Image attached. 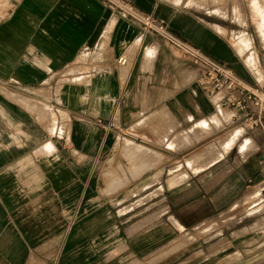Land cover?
<instances>
[{
    "label": "crops",
    "instance_id": "crops-1",
    "mask_svg": "<svg viewBox=\"0 0 264 264\" xmlns=\"http://www.w3.org/2000/svg\"><path fill=\"white\" fill-rule=\"evenodd\" d=\"M132 3L245 84L264 83V70L252 72L239 56L246 49L237 53L197 15L165 0ZM82 52L88 70L67 71ZM205 68L105 0H17L0 17V264H173L171 220L207 231L264 182V137L250 134L240 151L257 156L231 145L214 161L192 158L204 166L170 186L162 149L154 172L155 127L163 144L171 118L182 127L187 115H221L197 84ZM220 111L232 125V111ZM136 149L124 177L117 162ZM194 250L193 263L177 264H234L228 247Z\"/></svg>",
    "mask_w": 264,
    "mask_h": 264
},
{
    "label": "rangeland",
    "instance_id": "rangeland-1",
    "mask_svg": "<svg viewBox=\"0 0 264 264\" xmlns=\"http://www.w3.org/2000/svg\"><path fill=\"white\" fill-rule=\"evenodd\" d=\"M16 1L0 0V17L6 15ZM165 1L173 4L176 8L197 15L207 25L223 34L237 53L246 49L243 54L239 53V56H242L244 63L252 72L264 70V38H262L264 36V0ZM251 55L255 65L249 63ZM73 70L78 73L88 70L86 52H82L76 63L67 71L72 72ZM66 79L69 77H62V80ZM260 86L264 91V83L260 82ZM219 112L221 115H209L202 118L208 122L206 129L202 130L196 126V123L202 119L193 120L187 115L184 120L185 125L177 127L176 120L171 118L170 125L167 127L170 139L163 144L160 141L161 137H167L160 134L159 139L160 130L154 128L155 135L152 141V150L150 149L155 154L153 166L155 167L156 163L161 162L158 151L164 149V178L168 179L170 186L188 179L191 176L190 172L204 166L190 165L188 163L190 159L200 160L202 158L205 160L207 156L212 155V161H214L220 158L221 154L231 145H234L233 150L239 152L241 143L245 139H251L248 134L241 135L239 124L226 125L221 120V116L223 117L226 112H221L220 109ZM185 136L187 140H183ZM259 136L264 137V133ZM137 138L142 137L137 136ZM226 139L230 144L223 147ZM137 150L127 153L125 160L117 162L124 177L130 171V166L136 162ZM255 150L256 148L247 154H243L241 151L239 153L243 157L250 153L257 156ZM260 165L261 168H264V160ZM157 168L155 167L154 172H157ZM133 170L134 167L132 174ZM113 175L108 176L112 177ZM262 178H264V170L261 173ZM157 192L154 191L155 196ZM235 203L236 205L234 204L235 206L231 209L216 216V223L212 224L214 227L207 231L204 228L197 231L193 228L183 230L170 219L172 223L170 224V240L167 250L170 253L171 262L174 261L173 264L183 261L193 263L194 249L201 245L203 248H216V251L222 254H225L226 247L229 252L233 249L234 264H264V182L251 184L245 189L242 198ZM153 210L154 217L152 218L155 219L159 212H156L158 211L156 207ZM183 253L185 254L183 255Z\"/></svg>",
    "mask_w": 264,
    "mask_h": 264
},
{
    "label": "built area",
    "instance_id": "built-area-1",
    "mask_svg": "<svg viewBox=\"0 0 264 264\" xmlns=\"http://www.w3.org/2000/svg\"><path fill=\"white\" fill-rule=\"evenodd\" d=\"M105 1L121 18L139 24L144 31L157 33L186 54H191L197 61L202 62L206 68L197 79L198 86L209 98H215L214 105L217 112L222 108L232 111L228 124H239L241 135L250 134L256 137L264 133V91L261 90L260 85H247L228 68L194 52L185 43L172 36L163 21L138 10L132 0ZM124 61L122 57L118 60L120 63Z\"/></svg>",
    "mask_w": 264,
    "mask_h": 264
}]
</instances>
